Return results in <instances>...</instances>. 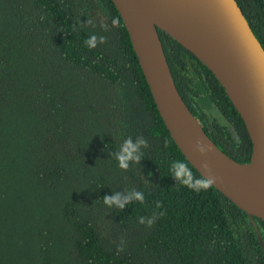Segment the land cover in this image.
<instances>
[{
	"label": "trees",
	"instance_id": "16d2710c",
	"mask_svg": "<svg viewBox=\"0 0 264 264\" xmlns=\"http://www.w3.org/2000/svg\"><path fill=\"white\" fill-rule=\"evenodd\" d=\"M236 2L264 48V0ZM157 33L204 132L246 161L250 138L223 87L192 52ZM90 34L107 40L89 49ZM128 137L148 147L125 171L115 154ZM173 161L188 162L111 0H0V264H264L244 210L214 186L197 193L179 185ZM133 191L143 203H103ZM153 216L151 226L139 223ZM253 219L264 244V221Z\"/></svg>",
	"mask_w": 264,
	"mask_h": 264
},
{
	"label": "water",
	"instance_id": "95a60500",
	"mask_svg": "<svg viewBox=\"0 0 264 264\" xmlns=\"http://www.w3.org/2000/svg\"><path fill=\"white\" fill-rule=\"evenodd\" d=\"M127 31L140 70L168 133L198 171L205 159L220 180L213 185L248 216L264 221V48L236 0H111ZM157 28L213 73L242 119L251 147L246 161L222 151L180 96ZM197 141L210 151L201 156Z\"/></svg>",
	"mask_w": 264,
	"mask_h": 264
},
{
	"label": "clouds",
	"instance_id": "9594fccd",
	"mask_svg": "<svg viewBox=\"0 0 264 264\" xmlns=\"http://www.w3.org/2000/svg\"><path fill=\"white\" fill-rule=\"evenodd\" d=\"M87 23L93 24L91 20L87 21ZM112 25H119L118 18H114L112 20ZM100 27L104 31L108 30L107 24H101ZM106 40L107 37L105 36H97L96 34H90L89 37L84 41V44L89 49H92L95 48L98 43H105ZM141 146L143 148L148 147V143L143 137H138L137 142L135 144L132 143L131 137L125 139L119 151L115 154V159L118 162V167L126 171L129 168L130 162H139V160L141 159V153L139 151ZM195 151L201 156H205L206 152L210 151V149H208L206 145L197 141L195 145ZM200 167L207 175L200 174V176L197 177L196 175H194L192 168L189 167V163L185 161H173L170 166V172L173 177L177 180V183L179 185L185 186L188 189L198 193L201 191H207L220 180L218 176L213 174L210 164L206 159L200 163ZM102 200L103 203L109 207L115 206L116 208L123 210L125 208V205L132 200L143 203L144 193L140 191H133L132 196L125 197L124 199H121L119 193H115L111 196L103 197ZM156 207H161L160 202H156ZM158 215L163 216L164 213L160 212ZM156 218V216H153L152 218H148L146 220L145 217H140L139 223H147L148 226H151V224L154 223Z\"/></svg>",
	"mask_w": 264,
	"mask_h": 264
}]
</instances>
